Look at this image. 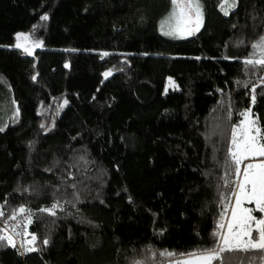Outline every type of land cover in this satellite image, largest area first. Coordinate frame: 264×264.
<instances>
[{
  "label": "trees",
  "instance_id": "16d2710c",
  "mask_svg": "<svg viewBox=\"0 0 264 264\" xmlns=\"http://www.w3.org/2000/svg\"><path fill=\"white\" fill-rule=\"evenodd\" d=\"M200 1L203 29L176 41L158 32L172 0H0V208L4 220L35 211L37 237L25 257L0 241V264H162L215 245L241 114L264 133V67L244 64L264 0L229 15ZM18 33L44 49L12 48ZM215 264H264V252Z\"/></svg>",
  "mask_w": 264,
  "mask_h": 264
},
{
  "label": "snow or ice",
  "instance_id": "6c2138e0",
  "mask_svg": "<svg viewBox=\"0 0 264 264\" xmlns=\"http://www.w3.org/2000/svg\"><path fill=\"white\" fill-rule=\"evenodd\" d=\"M174 5L173 11L169 18L161 24V30L164 35L172 36L177 39H183L199 32L203 24V6L199 0H172ZM236 6L235 0L230 3L229 0H223L220 5L224 15H229V9ZM41 20H48V16H42ZM17 49H22L27 55L33 54V49L42 47V42L31 41L30 34L18 33L15 37ZM252 48L257 50L258 56L254 53L244 61L245 65L252 67H264V37H261ZM108 55V53H104ZM111 75V72L104 73L105 78ZM170 83H172L170 81ZM253 88L252 92L255 93ZM252 103L255 104L256 97L252 96ZM67 104V101L64 102ZM241 115L244 120L237 126L232 133L231 147L229 156L234 164V175L236 177V190L231 193L235 198L234 203L229 200L225 204V211L231 207V218L225 224V216L222 214L218 231L213 233L216 238L215 245L206 248L181 254V259L175 261V264H215L222 259V254L232 251L248 252L258 250L264 252V217L258 218L254 211L264 214V133L258 126V118L253 117L251 110H247ZM245 161H250L245 164ZM256 161V162H251ZM243 165V169L241 166ZM228 181L225 180V185ZM254 204L255 209L245 207V204ZM54 205L52 209H44L51 215H55ZM26 209L20 208L19 213H25ZM3 212L0 211V216ZM15 219V216L12 217ZM31 217H28L30 224ZM226 229V231H224ZM255 233V236L253 235ZM37 237L31 236L27 240L26 251L34 252ZM0 241H6L12 247H15V241L10 235H0ZM47 244L48 241H43ZM167 256L173 257L175 253H166Z\"/></svg>",
  "mask_w": 264,
  "mask_h": 264
},
{
  "label": "built area",
  "instance_id": "2783aa9c",
  "mask_svg": "<svg viewBox=\"0 0 264 264\" xmlns=\"http://www.w3.org/2000/svg\"><path fill=\"white\" fill-rule=\"evenodd\" d=\"M0 211L3 212V215L0 216V226L2 234L12 236L16 244L15 247H12L10 244L9 245L14 248L22 257H25L29 253H32L27 252L26 247H28L27 240L31 239L32 236L30 228L34 222L36 212L25 211V213L23 214L17 213L16 215H14L15 219H13L12 216L11 218L4 220V211L1 208ZM29 216L31 217L32 221L30 224L28 223Z\"/></svg>",
  "mask_w": 264,
  "mask_h": 264
},
{
  "label": "rangeland",
  "instance_id": "374dc122",
  "mask_svg": "<svg viewBox=\"0 0 264 264\" xmlns=\"http://www.w3.org/2000/svg\"><path fill=\"white\" fill-rule=\"evenodd\" d=\"M199 2L201 3L200 0H199ZM201 4H202V3H201ZM202 6H203V5H202ZM173 8H174V5L172 4V8H171L170 13H169L168 16H167L165 19H163V20L161 21V23L159 24L158 32H159L160 35H162V36H164V37H166V38H168V39L176 40V41H178V40H186V39H189V38L193 37L194 35H196L197 33H199V32L203 29V27H204V23H205L204 9H203V24H202V26H201L199 32H196L194 35H192V36H188V37L183 38V39H177V38L172 37V36L164 35L163 31L161 30V24L169 18L170 14H171L172 11H173ZM25 34H29V33H25ZM30 36H31V41H33V42H36V41L42 42V41H40V40L34 38L31 34H30ZM15 44H16V43H15ZM15 44L13 45L12 48L17 49V48L15 47ZM43 49H44V46H43V42H42V47L33 49V54H32V55H29V56H33V55L35 54L36 51H38V50H43ZM18 50H21V51L23 52L22 49H18ZM255 53H256V55L258 56V52H257V50H256ZM26 55H27V54H26ZM170 81H171L172 83H170ZM177 89H178V85H177L176 81H175L173 78H171V77L167 78L166 87H165V94L168 93V92L171 91V90H177ZM0 104H1V106H0V115L2 114V116H3V117H2V120H4V115H3V114H4V111H5V108H6L5 98L2 99V102H0ZM251 112H252V110H251ZM252 114H253V112H252ZM253 117H255L254 114H253ZM255 118H256V117H255ZM243 120H244V116H243L242 121H243ZM242 121H241V122H242ZM240 124H241V123H240ZM240 124H239V125H240ZM257 124H258V126H259L258 121H257ZM239 125H238V126H239ZM259 159H264V158H258V160H259ZM249 162H250V161H245V164H246V163H249ZM251 162H256V161H251ZM241 168L243 169V165L241 166ZM233 198H234V197H233ZM234 199H235V198H234ZM233 203H234V202H233ZM245 207H250V208L255 209V205H254V204H247V203H246V204H245ZM52 208H53V207H51V208H47V209H52ZM59 209H60V207H56V208L54 209V211L59 210ZM44 212H48V211H44ZM48 213H49V212H48ZM253 214L256 215L258 218L264 217V214H261V213L256 212V211H254ZM230 218H231V210H230L229 213H227V214L225 215V221H224L225 224H227V222L230 220ZM224 231H226V229H224ZM253 235H255V233H254ZM180 259H181V258H179V259H171V260L166 261V262H164V263H162V264H175V261L180 260ZM152 260H153V258H149V259L143 260V261H141V262H139V263H137V264H151V263H152Z\"/></svg>",
  "mask_w": 264,
  "mask_h": 264
}]
</instances>
